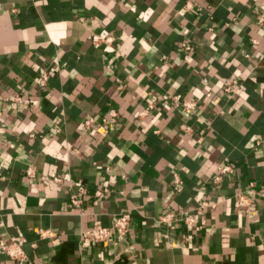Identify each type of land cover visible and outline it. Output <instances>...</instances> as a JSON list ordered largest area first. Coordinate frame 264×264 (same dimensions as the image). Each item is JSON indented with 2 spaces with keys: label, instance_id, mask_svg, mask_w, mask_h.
<instances>
[{
  "label": "crops",
  "instance_id": "1",
  "mask_svg": "<svg viewBox=\"0 0 264 264\" xmlns=\"http://www.w3.org/2000/svg\"><path fill=\"white\" fill-rule=\"evenodd\" d=\"M121 212L125 237L81 246ZM20 236L0 264H264V0H0V241Z\"/></svg>",
  "mask_w": 264,
  "mask_h": 264
},
{
  "label": "built area",
  "instance_id": "2",
  "mask_svg": "<svg viewBox=\"0 0 264 264\" xmlns=\"http://www.w3.org/2000/svg\"><path fill=\"white\" fill-rule=\"evenodd\" d=\"M262 17H259L258 22H262ZM112 37H101L100 35L94 34L91 36L92 44L95 46H99L101 42H111ZM257 41L252 39V43L255 44ZM185 49H190L189 45L185 46ZM246 57H249V54H245ZM48 78V72L43 71L38 79L37 84L39 87L43 88L46 86ZM238 78L236 76L228 78L223 81L222 83V91L231 96L234 93V89L238 84ZM206 81V79H204ZM11 100L18 101L23 104H28L29 98L24 97L23 95H13ZM173 103L176 107L180 108L183 112L190 113L196 109L195 101L191 100H184L179 97V95H174L172 97ZM116 116V111L113 109L109 112L107 117H103L101 120L103 123H107L113 121ZM93 122V119H85L84 125L89 126ZM185 130H189V127L185 126ZM219 174L214 177L215 181H219L222 174L232 173L233 168L230 164L225 163L223 165L218 166ZM26 175L31 176L33 174L32 167H28L25 170ZM175 182H178V179H175ZM80 189H83L80 187ZM103 190H97L95 192V197H101L103 195ZM79 194H72L70 197V202L74 205L77 209L80 207V198ZM96 200L94 199V202ZM252 199L246 195L245 193H238L234 199V208L237 210L247 209L251 206ZM178 221H183L187 224H194L196 222L194 217L188 216L184 213H178L176 211L167 210L161 215L156 218V222L158 224L164 223H174ZM131 217L128 212H121L118 215L112 217V222L110 226H103L100 224H95L90 228L84 229L81 231V239L80 244L81 246H88L93 243H100L103 241H108L113 235L118 237H125L130 228ZM171 228L174 225H170ZM39 235L41 237H54L56 233L50 229H40ZM25 243V238L20 236L12 239L8 243H4L0 241V252L5 253L9 258L13 260H21L25 257V252L23 250V245Z\"/></svg>",
  "mask_w": 264,
  "mask_h": 264
}]
</instances>
